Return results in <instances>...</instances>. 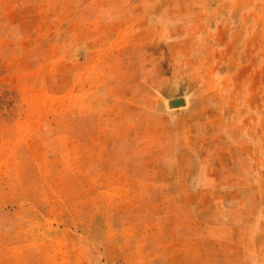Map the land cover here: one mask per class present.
I'll return each instance as SVG.
<instances>
[{
	"label": "rangeland",
	"instance_id": "1",
	"mask_svg": "<svg viewBox=\"0 0 264 264\" xmlns=\"http://www.w3.org/2000/svg\"><path fill=\"white\" fill-rule=\"evenodd\" d=\"M0 264H264V0H0Z\"/></svg>",
	"mask_w": 264,
	"mask_h": 264
},
{
	"label": "water",
	"instance_id": "2",
	"mask_svg": "<svg viewBox=\"0 0 264 264\" xmlns=\"http://www.w3.org/2000/svg\"><path fill=\"white\" fill-rule=\"evenodd\" d=\"M172 106L173 107H177V106H181L184 104V101L183 100H176V101H172Z\"/></svg>",
	"mask_w": 264,
	"mask_h": 264
}]
</instances>
